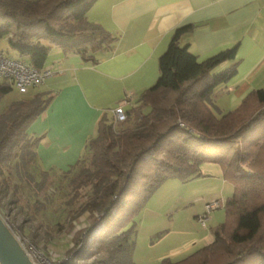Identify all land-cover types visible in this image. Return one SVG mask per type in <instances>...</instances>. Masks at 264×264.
I'll return each mask as SVG.
<instances>
[{"label":"trees","instance_id":"16d2710c","mask_svg":"<svg viewBox=\"0 0 264 264\" xmlns=\"http://www.w3.org/2000/svg\"><path fill=\"white\" fill-rule=\"evenodd\" d=\"M95 2L0 0V42L6 40L37 70L44 69L50 52L43 40L66 55L97 63L96 54L111 49L116 37L87 20ZM189 30L177 29L159 58L158 80L125 111L120 128L115 118H103L84 156L68 170H58L65 179L59 213L68 212L71 221L86 212L100 215L66 264H132L137 214L167 180L188 182L202 175L204 163L219 165L234 193L225 202L226 220L214 242L181 264H217L233 247L241 252L224 264H264V90L218 117L211 97L236 75V65L220 67L235 61L237 47L200 62L179 44ZM12 90L0 81V101ZM51 100L49 93H36L0 111V211L31 214L25 222L47 211L48 198L38 196L57 171L41 167L40 139L28 133ZM62 220L57 219L60 227ZM97 227L99 235L93 238Z\"/></svg>","mask_w":264,"mask_h":264},{"label":"crops","instance_id":"0c3cea01","mask_svg":"<svg viewBox=\"0 0 264 264\" xmlns=\"http://www.w3.org/2000/svg\"><path fill=\"white\" fill-rule=\"evenodd\" d=\"M87 20L116 37L111 49L96 54L97 63L42 41L50 48L44 69L53 76L27 99L36 93L52 97L28 129L40 139L37 152L45 170L74 166L103 118L113 119L119 105L127 111L137 104L158 80L159 58L179 28H191L179 44L200 62L237 47L235 61L220 67H237L224 86L232 94L264 74V0H96Z\"/></svg>","mask_w":264,"mask_h":264},{"label":"rangeland","instance_id":"374dc122","mask_svg":"<svg viewBox=\"0 0 264 264\" xmlns=\"http://www.w3.org/2000/svg\"><path fill=\"white\" fill-rule=\"evenodd\" d=\"M0 47L6 56L20 59L18 53L10 48L6 40L0 42ZM254 77L257 80L252 83L239 84L235 94L224 89L227 84L215 89L211 97V105L218 117L235 111L254 91L264 90V74ZM29 93L21 94L13 88L1 99L0 111L4 112L14 101L27 98ZM235 97L242 99L237 102ZM114 123L118 130L119 125L116 121ZM200 171L201 176L188 182L178 178L167 180L137 214L134 220L135 246L132 264H163L165 261L181 264L214 242L216 230L226 220L225 202L233 195L234 186L225 180L217 164L204 163ZM64 180L62 173L58 170L51 176L45 190L38 196L40 199L48 198L45 200L48 209L37 218H32L33 220L25 222L31 214L17 215L16 209L10 214L3 209L0 211L11 230L25 244L33 258L44 264L69 263L83 247V241L89 235L91 225L98 216L100 217L97 213L86 212L75 221H71L68 212L59 213V208L65 201L62 192L60 194ZM214 202H219L220 207L212 211L205 224H202L199 218L206 214V205ZM59 216L63 219L62 227L57 225ZM98 227L97 230L91 231L93 238L99 235ZM233 248L231 255L228 254L222 259L218 258L217 264L235 260L236 254L241 252V249ZM79 264H83V261Z\"/></svg>","mask_w":264,"mask_h":264},{"label":"built area","instance_id":"2783aa9c","mask_svg":"<svg viewBox=\"0 0 264 264\" xmlns=\"http://www.w3.org/2000/svg\"><path fill=\"white\" fill-rule=\"evenodd\" d=\"M53 76V71L50 69L37 70L25 63L21 59H15L6 56L5 52L0 47V80L15 88L21 94H27L31 90L42 86L45 81ZM114 118L117 123L126 121L127 114L123 105H119L114 110ZM220 207L219 202L209 203L206 205V214L199 218L202 224L209 218V214ZM16 235V234H15ZM27 254L35 264H44L41 261H36L25 244L16 235Z\"/></svg>","mask_w":264,"mask_h":264},{"label":"water","instance_id":"95a60500","mask_svg":"<svg viewBox=\"0 0 264 264\" xmlns=\"http://www.w3.org/2000/svg\"><path fill=\"white\" fill-rule=\"evenodd\" d=\"M0 264H35L1 214Z\"/></svg>","mask_w":264,"mask_h":264}]
</instances>
